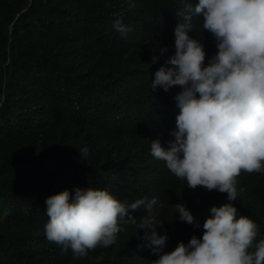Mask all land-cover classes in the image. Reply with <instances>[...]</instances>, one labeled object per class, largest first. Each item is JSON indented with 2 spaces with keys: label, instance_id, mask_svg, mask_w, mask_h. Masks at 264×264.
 Returning <instances> with one entry per match:
<instances>
[{
  "label": "clouds",
  "instance_id": "9594fccd",
  "mask_svg": "<svg viewBox=\"0 0 264 264\" xmlns=\"http://www.w3.org/2000/svg\"><path fill=\"white\" fill-rule=\"evenodd\" d=\"M104 2L85 0L94 31L153 29L169 45L159 50L164 55L134 46L100 54L72 39L61 47L71 55L67 70L48 68L36 92L86 158L68 170L76 182L59 177L32 222L10 235L27 251L0 243V264H264V236L255 239L258 225L233 203L241 170H264V0H163L140 26L138 13L102 14ZM101 151L115 161L129 157L151 178L179 181L174 193L203 186L226 193V202L192 214L174 203L177 218L190 224L184 242L183 225L161 216L153 194L129 202L101 188ZM138 206L139 222L131 214ZM194 227L203 229L199 236ZM167 234L178 240L168 251Z\"/></svg>",
  "mask_w": 264,
  "mask_h": 264
},
{
  "label": "trees",
  "instance_id": "16d2710c",
  "mask_svg": "<svg viewBox=\"0 0 264 264\" xmlns=\"http://www.w3.org/2000/svg\"><path fill=\"white\" fill-rule=\"evenodd\" d=\"M162 1L105 0L100 12H112L114 18L122 15L124 10L128 14L138 13L140 26L146 14L161 8ZM103 20L98 19L100 23ZM93 28V18L85 0H0V237L5 236L0 243L5 251H27L18 238L10 235L32 222L46 189L60 186V178L67 180L64 182H76L68 170L86 158V153L82 157L80 148L70 144L74 136L63 135L59 115H52L45 108L41 89L39 94L36 92L39 80L48 75V68L58 66L64 72L67 70L71 55L61 47L72 39L85 42L87 47L100 54H113L118 48L128 52L134 46L154 48L159 55H164L159 50L169 45L168 38L153 29L121 36L115 30L114 33L96 32ZM97 59L95 53L94 61ZM27 75H32L35 81L29 82ZM168 130L166 125L160 129L162 134ZM84 148L88 149V146ZM24 154L41 162H32ZM100 154L105 167L101 188H109L129 202L153 194L163 205L161 216L171 226L182 228L183 225L179 237L184 242L189 238L184 234L190 224L177 218L174 203H184L192 214L193 210L200 212L226 202V193L206 190L203 186L196 192L180 189L174 193L179 181L142 174L132 166L129 157L123 162L115 161L110 153L101 151ZM236 189L237 197L233 203L238 214L255 221L258 225L255 239H259L264 236V170L251 173L241 170L236 177ZM131 214L137 222L143 216L140 206L132 209ZM136 226L134 233L139 232L138 223ZM202 231V228L194 227L191 235L199 236ZM167 236L165 248L168 251L178 240L170 234Z\"/></svg>",
  "mask_w": 264,
  "mask_h": 264
}]
</instances>
